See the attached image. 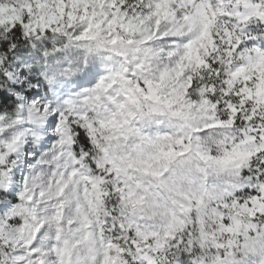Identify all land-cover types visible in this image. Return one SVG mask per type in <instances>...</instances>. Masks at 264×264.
I'll return each mask as SVG.
<instances>
[{"label": "snow or ice", "instance_id": "obj_1", "mask_svg": "<svg viewBox=\"0 0 264 264\" xmlns=\"http://www.w3.org/2000/svg\"><path fill=\"white\" fill-rule=\"evenodd\" d=\"M0 264H264V0H0Z\"/></svg>", "mask_w": 264, "mask_h": 264}]
</instances>
